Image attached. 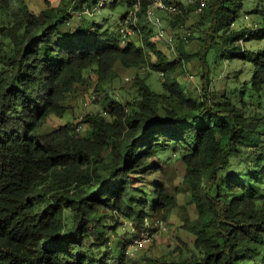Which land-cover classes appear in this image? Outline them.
<instances>
[{
  "label": "trees",
  "instance_id": "obj_1",
  "mask_svg": "<svg viewBox=\"0 0 264 264\" xmlns=\"http://www.w3.org/2000/svg\"><path fill=\"white\" fill-rule=\"evenodd\" d=\"M99 1L38 14L27 0H0V264H126L139 234L124 232L121 217L140 227L177 205L162 166L172 146L186 164L183 183L197 216L182 225L194 252L171 264H264V120L228 96L214 99L209 62L212 50L251 58L250 91L264 90V52L248 55L240 43L264 40V29L233 28L246 0L190 3L209 21L198 52L200 99L186 95L173 76L180 60L156 48L143 26L152 0H136L139 19L126 22L142 44L94 20L72 30L73 11ZM184 44H177L182 54ZM117 64L163 73L165 92L139 80L133 109L106 96L112 119L90 113L43 130L51 115H65L64 100L86 71L98 74L99 91ZM80 124L91 127L89 136L77 133ZM244 152L250 164L229 171Z\"/></svg>",
  "mask_w": 264,
  "mask_h": 264
},
{
  "label": "rangeland",
  "instance_id": "obj_2",
  "mask_svg": "<svg viewBox=\"0 0 264 264\" xmlns=\"http://www.w3.org/2000/svg\"><path fill=\"white\" fill-rule=\"evenodd\" d=\"M169 1L182 4L178 14L163 9L156 12L161 16L167 31L174 35L173 42L157 36L156 25L148 14H145L141 21L146 32L151 30L149 32L150 37L151 40L155 41L156 48L165 52L170 59L180 60L173 76L181 82L186 95L193 99H200L203 86L202 65L198 52L203 44L205 29L209 25V21L206 15L202 16L199 9L191 6L190 3H184L183 0ZM27 2L29 7L39 14L49 5L67 4L70 7L73 5L74 0H27ZM115 2L116 4L112 6L109 0H106L105 6L91 8L90 13L72 10V18L69 23L71 29L75 31L78 26L87 25L94 20L103 28L110 27L113 31L121 32L124 27L130 30V38L133 41L142 44L141 34L133 32L131 27L126 24L127 21L136 22L139 19L135 14L140 9V3H137L136 0H115ZM263 6L264 1L246 0L242 9L243 19L239 18L233 28L248 25L250 33L259 29L263 30L264 10H261ZM256 7L260 8L258 12H254ZM125 14H127V17L123 18ZM83 15L87 16L89 21H83ZM188 31L191 32V35L186 39ZM127 34L125 32L119 33L122 38L128 37ZM180 39L185 40L183 45L184 54L177 47ZM240 43L248 49V55L256 57L259 52H264L263 39L243 40ZM232 54L234 53L229 50H221L218 53L212 50L209 54L212 69L211 89L214 92V99L224 100L228 96L238 105H241L247 114H258L264 120V90L261 93H256L251 92L249 88L250 82L248 81L253 77L254 64L251 58L232 56ZM152 55L153 60H156L154 54ZM114 73L113 77L108 78L101 85L102 88L96 91L99 76L94 70L86 71L84 73L85 81L77 82L64 100V104L68 107L65 115H51L43 130L46 132L51 131L67 122L78 124L85 115L90 113L102 112L107 118L112 119L109 113L104 112L108 104L106 96L119 100L133 109L135 106L134 100L139 96V80H144L156 92H165L162 84L164 80L163 73L153 71L148 66L123 67L117 64ZM241 98L244 99L245 104H241ZM77 133L81 136H89L91 127L87 125L81 129L77 127ZM169 150L171 158L164 160L162 166L166 171L168 189L174 193L177 205L167 218H163L161 214L148 217L140 227L133 224L131 218L121 217L120 222L124 232L128 230L136 231L139 234V237H136L137 240L144 235L151 238L150 241L140 244L137 241L132 242L130 246L132 254L127 259L126 264H171L181 257L190 256L195 250L192 233L182 226L185 221L192 220L197 216L195 204L189 200L187 187L183 183L186 164L182 160L177 147L172 146ZM252 157L253 155H249V152L233 157V166L229 171L242 170L250 164ZM159 221H163L165 229L160 227Z\"/></svg>",
  "mask_w": 264,
  "mask_h": 264
},
{
  "label": "built area",
  "instance_id": "obj_3",
  "mask_svg": "<svg viewBox=\"0 0 264 264\" xmlns=\"http://www.w3.org/2000/svg\"><path fill=\"white\" fill-rule=\"evenodd\" d=\"M105 1L106 0H100L98 5L96 7H92V8H100V7L104 6ZM198 1H200V8L199 9H202L203 6H205L206 0H183L184 3H195ZM160 9L169 11L171 13H177L180 11V5L177 2H172L169 0H153L152 3L149 4L148 11H147L148 16L152 19L153 23L156 25L157 36L159 38L168 39L169 42H173L174 41V35L170 34L167 31L161 16L158 15V13L156 12L157 10H160ZM91 10L92 9L90 7H85L83 10V13H90ZM121 32L130 33V30L123 27L121 29ZM190 35H191V32L188 31L186 34V39H188L190 37ZM83 127L84 126L82 124H80L78 126V129H81ZM159 222H160V224H159L160 227L165 229L163 221H159ZM150 240H151V238L149 236L144 235L139 240H137V242L140 244V243L148 242Z\"/></svg>",
  "mask_w": 264,
  "mask_h": 264
}]
</instances>
